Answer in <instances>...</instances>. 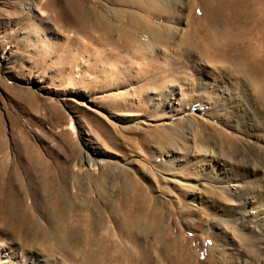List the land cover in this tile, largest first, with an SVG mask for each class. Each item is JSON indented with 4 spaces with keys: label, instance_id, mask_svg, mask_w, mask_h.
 Instances as JSON below:
<instances>
[{
    "label": "rangeland",
    "instance_id": "1",
    "mask_svg": "<svg viewBox=\"0 0 264 264\" xmlns=\"http://www.w3.org/2000/svg\"><path fill=\"white\" fill-rule=\"evenodd\" d=\"M145 2L172 11L173 28L179 12L192 5L191 0H0V198L22 202L31 225L15 224L24 229L17 234L0 220V243L55 264H104L87 248L86 236L55 231L32 239V229H52L61 217L49 208L43 190L51 184L70 218L103 221L102 234L120 233L112 207L122 202L134 211L142 207V222L124 220L132 228L127 234L136 236L127 241L122 264H264L261 242L257 247V240L256 246L244 235L264 234V220L249 218L259 230L251 233L239 220L244 200L217 187L226 178L223 172L234 168L264 202V174L254 177L255 171L244 168L261 162L264 172V157L240 137L251 114L210 93L203 97L197 86L185 92L194 105L201 102L190 114L173 115L159 102L170 83L187 77L199 85L205 71L194 67L199 56L193 49L180 57L168 51L174 55L169 59L159 48L137 57L114 46L118 37L108 24L115 14L150 6ZM258 132L264 136V129ZM226 135L234 153L226 148ZM192 153L216 156L225 167L214 160L208 167L214 177L201 184L190 166Z\"/></svg>",
    "mask_w": 264,
    "mask_h": 264
},
{
    "label": "bare ground",
    "instance_id": "2",
    "mask_svg": "<svg viewBox=\"0 0 264 264\" xmlns=\"http://www.w3.org/2000/svg\"><path fill=\"white\" fill-rule=\"evenodd\" d=\"M191 1L192 5L189 10L184 9L179 12V26L176 28H173L170 25L171 17L173 16L172 11L167 9H157L151 6V3L149 2H145V4L150 5L148 7L146 5H137L135 7L133 6L134 9L132 10H121V12H117L115 14L116 20L114 19L112 23L108 24L110 32L112 34H117L118 37L114 40V46H118L119 49L123 48V51L126 53L133 52L137 57L144 56L145 49L152 52L154 49L159 48L164 51L163 53L169 59L173 58L174 55H169L168 51L175 50V55L180 57L184 56V53L188 49H193L199 56L194 67L198 71H205L202 80L200 79L201 84L195 85L193 83L194 81L187 77H184L178 84H174L175 81H173V85L170 83L169 87H166L167 89L162 91L158 97L159 102L162 103L163 106L169 108L173 115L179 113L190 114L192 113L191 111L196 109L197 105L201 102L194 105V101L196 102V100L191 96L189 97L185 92L189 90L195 91L193 89L197 86L199 87L198 93L202 94V96L203 94L207 96V94L210 93L224 103L227 101H230V104L233 102L237 103V105H240L246 113L251 114V123L247 122L248 124L246 125L249 131L245 129V133H240V135H242L240 137H242L244 142L241 143L248 145L247 147L244 146L246 148H253L255 152L264 157V136L260 135L262 132H260V134L258 132V130L264 129V101L260 100L256 95L257 87L264 84V74L259 75L260 73L255 71L257 67L264 73V0ZM199 9H201L200 13ZM95 27H98V25L96 24ZM143 37L147 38L144 40ZM145 60H147V63L148 61L153 62L154 57ZM209 101L210 100L207 102ZM260 124H262L263 127L260 126ZM232 125L228 126V129L234 131L233 129L235 127H231ZM224 140L227 150L233 152L235 150L233 141L230 140L227 135L224 137ZM210 155H212V152ZM86 156L89 158L88 154ZM192 156L190 166L195 173H199V176L203 178L201 184L208 182L209 178L214 177L213 173L208 169L214 160L221 166L225 167V163L223 164L219 162L220 160L218 161L219 158L216 156L209 157V155H203L202 153L201 155L200 153H192ZM185 159L187 160V158H184L181 161L184 162ZM248 161L251 162L250 160ZM253 161L257 162L254 159ZM259 164H254V167L251 164H248L247 166L245 164V171H255V175H253L254 177L258 176L260 173L264 174L261 162ZM228 170H231V172H223L226 178H221L217 187L226 191L230 197H239V199L244 200L245 206L242 210L243 215L238 219L245 224V227L248 228L251 233L259 231L256 225H253L254 223L247 222V220L249 218L256 219V221L259 218L264 220V202H260L257 199V196H255L257 190L254 191L253 188L250 187L249 182H247L246 177L241 172H236L234 168L233 170L230 168ZM216 180L218 181L219 179ZM241 187L245 188L247 192L239 194V189ZM261 189L259 191H261ZM43 190L51 199L48 204L49 208L54 212L56 211L57 216L60 215L61 217L59 220L57 217H54L57 220L56 224L54 222L55 225L52 229L36 226V231H33L32 229L33 234L28 232L32 236V239L39 238L37 234L49 235L53 234L55 231H60L62 234L68 235L71 238H73V236L75 238H79L78 236H86L91 240V243L87 248H94L96 255L99 256L104 264H109L112 260H114L116 264L123 263L126 256V243L128 240L134 239L136 236V234H127L132 231V228L126 225L124 220H126V222L128 220L132 225H137L142 222L138 218V215L145 213L140 209L142 207L137 209V211H134L128 203L124 202L112 207L110 212L113 213L115 220L118 221V230L121 234H102L101 229L104 225L103 221L100 223H94L84 222L80 218H70L63 210L65 208V206L63 207V198L60 199L55 193L53 185L46 184ZM0 193L2 194V186H0ZM3 198H0V220L5 225L11 226L17 234H24V229L15 226V224L31 226L29 220H26L25 218L28 208L23 205L22 202L20 204H8V201ZM247 205H250V208L247 209ZM29 227L26 226L27 229H29ZM218 235L227 238L229 237L226 234ZM244 235H246L247 238L251 237L253 241L254 239L257 240L259 246H257L258 244L254 241L257 247H260V242L261 246L264 247V234ZM113 236L118 239L116 245L111 242ZM111 254H114V259H112L113 257H111ZM94 255L95 254H93V256ZM94 258L91 259L95 262V259L97 258ZM0 264L55 263L51 262L40 253H22L14 244L0 243Z\"/></svg>",
    "mask_w": 264,
    "mask_h": 264
},
{
    "label": "snow or ice",
    "instance_id": "3",
    "mask_svg": "<svg viewBox=\"0 0 264 264\" xmlns=\"http://www.w3.org/2000/svg\"><path fill=\"white\" fill-rule=\"evenodd\" d=\"M256 95L260 100L264 101V84L257 87Z\"/></svg>",
    "mask_w": 264,
    "mask_h": 264
}]
</instances>
